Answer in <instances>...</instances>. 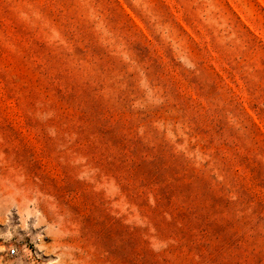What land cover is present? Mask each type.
<instances>
[{
    "label": "rangeland",
    "instance_id": "rangeland-1",
    "mask_svg": "<svg viewBox=\"0 0 264 264\" xmlns=\"http://www.w3.org/2000/svg\"><path fill=\"white\" fill-rule=\"evenodd\" d=\"M0 264H264V0H0Z\"/></svg>",
    "mask_w": 264,
    "mask_h": 264
},
{
    "label": "built area",
    "instance_id": "built-area-1",
    "mask_svg": "<svg viewBox=\"0 0 264 264\" xmlns=\"http://www.w3.org/2000/svg\"><path fill=\"white\" fill-rule=\"evenodd\" d=\"M15 253H16L15 248L12 247V248L9 249V254L12 255V254H15Z\"/></svg>",
    "mask_w": 264,
    "mask_h": 264
}]
</instances>
